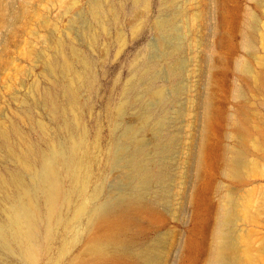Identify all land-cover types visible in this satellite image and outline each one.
Returning a JSON list of instances; mask_svg holds the SVG:
<instances>
[{
	"label": "rangeland",
	"instance_id": "rangeland-1",
	"mask_svg": "<svg viewBox=\"0 0 264 264\" xmlns=\"http://www.w3.org/2000/svg\"><path fill=\"white\" fill-rule=\"evenodd\" d=\"M22 1L26 12L0 26V175L19 168L2 126L17 145L14 124L38 154L56 139L71 157L74 136L93 203L129 198L137 188L157 204L153 218L136 214L144 225L126 232L130 250L161 240L164 255L153 264H208L211 245L200 260L201 251L188 242L206 237L211 243L228 206L236 217L223 226L243 248L229 263L264 264V83L257 78L264 74V0H100L102 16L93 12L95 0H0V9L10 18ZM165 16H174L176 27L163 34L156 23ZM66 61L70 69L62 70ZM67 80L78 87L75 103ZM47 90L59 110L44 100ZM208 95L217 119L210 139L215 158L197 180V162L189 155L202 140ZM135 154L153 173L148 184L135 181L128 164ZM232 154L249 162L241 178L224 170ZM59 168L65 191L73 194L62 205L67 223L52 233L42 224L33 258L0 248V264H72L85 250V221L72 222L83 200L75 193L77 178L65 164ZM210 207L217 211L213 219L206 214ZM9 212L0 186V221H9Z\"/></svg>",
	"mask_w": 264,
	"mask_h": 264
},
{
	"label": "bare ground",
	"instance_id": "bare-ground-1",
	"mask_svg": "<svg viewBox=\"0 0 264 264\" xmlns=\"http://www.w3.org/2000/svg\"><path fill=\"white\" fill-rule=\"evenodd\" d=\"M24 1L26 2V0ZM22 3L24 2L22 1ZM26 4L24 3L23 7L21 6L22 8L18 11L16 10L17 12L10 18H7L6 13L0 9V26L7 21L11 22L9 24L11 25L14 20H17L22 13L26 12ZM103 11L101 1L95 0L93 12L98 16H102ZM156 27L163 34L167 30L175 29L174 16L159 18ZM75 54L77 55V52ZM53 64L54 62H52V66ZM179 64V68H181V62ZM68 69H70V64L66 61L62 65V70ZM59 70L61 69L59 68ZM214 76L215 73H212V78ZM257 78L260 83H264V74L261 76L258 75ZM65 83L69 98L72 100V103H75L78 97V87L68 80ZM160 92L161 89L154 91V93ZM210 94L212 95V91ZM43 98L48 102L50 109L59 110L60 104L52 91H45ZM203 104L205 109L203 111V123L201 127L202 140L199 143L198 150L196 152L191 151V155H189V158L194 157L197 162V180L202 179L203 174L215 158V149L210 144V139L217 119L211 108L209 95ZM62 112L67 113L69 116L65 109ZM11 130L18 134L20 141L17 145L10 137V128L5 126L1 127V132L6 139L10 152L15 153L18 157L19 168L9 175L4 173L0 175V186L4 189L10 200L9 221H0L1 249L12 253H25L33 258L37 253V244L39 242L42 224L45 223L47 232L52 233L56 230L55 227L58 223H67L62 212V205L71 202L73 194L66 192L64 189L59 168L60 163H62L77 178L75 193L79 194L83 199L82 202L75 205L72 222L75 226H78L80 221L84 220L86 225L85 231L89 236L85 250L73 259L72 264H136L139 262L153 264L163 258L164 248L161 245V240L132 251L129 249V240L126 238V232L129 229L132 227L141 228L144 225V222H140V218H137L136 214L143 213L147 218H153L156 215L158 207L155 201L144 200L141 197V190L134 188L129 198H124L119 201L110 199L102 204L93 203L94 194L89 190V183L85 177L81 157L79 156L81 146L79 139L74 136L70 138L71 144L69 151L71 157L65 154L63 146L59 145L56 139H51L52 149L50 151H43L38 154L36 153L35 145L20 134L14 124L11 126ZM240 133L245 143L246 135L242 130H240ZM171 144L172 142L169 141L166 143V147L171 146ZM141 149L142 146L139 144L135 150L138 152ZM225 160L224 170L228 176L233 178H241L243 171H245V166L247 167V163H249L248 161L245 163V160L243 161L234 155L229 156ZM128 164L131 166L132 174L138 184L145 185L150 183L153 178V173L149 168L143 166L137 154L128 160ZM200 190L201 186L197 189V193ZM41 194L45 197L44 207L41 203ZM226 201L228 205L229 200ZM236 206L234 207L236 208ZM245 208L242 209L244 210ZM246 210L245 212H247ZM223 211L225 221L220 223L218 221L215 232L212 233L213 238L211 243L208 242L206 237H204L205 239L200 244L195 243L193 240L188 242L190 250L199 249L201 251L200 260H202L203 254H207L208 246L211 245V250L209 249L208 253L209 259L206 261L208 264H230L229 262L238 259L239 248H242V246L238 247V241L236 243V241H233L234 238H230L231 235L226 230V227L223 226L233 218L235 209L233 210L226 206ZM208 213L211 218L213 216L215 217V215L217 216V211H215L214 207H210V210L207 208L206 214ZM211 224V220L206 224L205 230L209 232L208 238L211 234L209 231L212 228ZM79 237L80 229L73 241ZM69 247L70 242H66L63 245V250L67 251Z\"/></svg>",
	"mask_w": 264,
	"mask_h": 264
}]
</instances>
